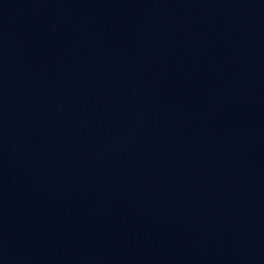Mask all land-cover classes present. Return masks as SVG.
<instances>
[{
  "label": "water",
  "instance_id": "95a60500",
  "mask_svg": "<svg viewBox=\"0 0 264 264\" xmlns=\"http://www.w3.org/2000/svg\"><path fill=\"white\" fill-rule=\"evenodd\" d=\"M0 264H264V0H0Z\"/></svg>",
  "mask_w": 264,
  "mask_h": 264
}]
</instances>
